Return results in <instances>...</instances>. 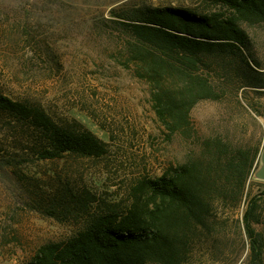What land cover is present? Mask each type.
I'll list each match as a JSON object with an SVG mask.
<instances>
[{
	"label": "rangeland",
	"instance_id": "rangeland-1",
	"mask_svg": "<svg viewBox=\"0 0 264 264\" xmlns=\"http://www.w3.org/2000/svg\"><path fill=\"white\" fill-rule=\"evenodd\" d=\"M146 6L231 12L214 0H0V92L40 104L54 120L81 124L107 143L98 157L19 160L22 175L0 163V264H26L40 245L75 234L97 207L124 208L139 178L159 177L189 160L207 165V138L230 148L263 145L264 22H241L245 38L238 49L201 68L218 98L193 107L190 138L169 140L149 85L117 53L123 35L112 21ZM258 166L239 203L236 192L227 191L213 205L215 221L195 232L180 264H248L242 217L251 196L261 219L255 229L264 241Z\"/></svg>",
	"mask_w": 264,
	"mask_h": 264
},
{
	"label": "trees",
	"instance_id": "trees-1",
	"mask_svg": "<svg viewBox=\"0 0 264 264\" xmlns=\"http://www.w3.org/2000/svg\"><path fill=\"white\" fill-rule=\"evenodd\" d=\"M214 1L226 5L230 14L146 6L117 15L125 21H112L123 35L117 46L120 63L149 85L152 108L169 140L176 135L190 138L193 107L218 98L201 68L209 66L211 58L238 49L245 38L241 22H264V0ZM204 146L210 156L207 165L189 160L159 177L137 179L127 206L97 207L75 234L40 245L26 264L182 263L191 237L215 221L213 205L223 201L227 191L236 192V204L240 202L259 164L262 143L249 150L207 138ZM106 147L81 124L58 122L40 104L0 92V163L17 175H22L19 160L98 157ZM258 209L256 197H249L242 217L248 264H262L264 241L255 229L261 222Z\"/></svg>",
	"mask_w": 264,
	"mask_h": 264
},
{
	"label": "water",
	"instance_id": "water-1",
	"mask_svg": "<svg viewBox=\"0 0 264 264\" xmlns=\"http://www.w3.org/2000/svg\"><path fill=\"white\" fill-rule=\"evenodd\" d=\"M255 177L259 180L264 181V142L260 150L259 166L257 170L255 171Z\"/></svg>",
	"mask_w": 264,
	"mask_h": 264
}]
</instances>
